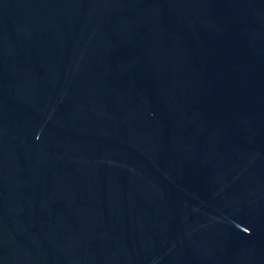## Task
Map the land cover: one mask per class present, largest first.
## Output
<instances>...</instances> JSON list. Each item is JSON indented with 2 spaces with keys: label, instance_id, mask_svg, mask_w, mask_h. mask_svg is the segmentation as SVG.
I'll return each instance as SVG.
<instances>
[{
  "label": "water",
  "instance_id": "obj_1",
  "mask_svg": "<svg viewBox=\"0 0 264 264\" xmlns=\"http://www.w3.org/2000/svg\"><path fill=\"white\" fill-rule=\"evenodd\" d=\"M0 264H264V0H0Z\"/></svg>",
  "mask_w": 264,
  "mask_h": 264
}]
</instances>
